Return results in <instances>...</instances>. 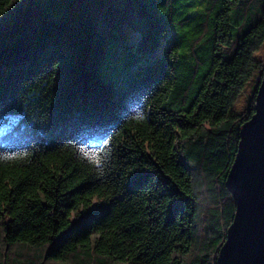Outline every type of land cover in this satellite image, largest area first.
Segmentation results:
<instances>
[{"label": "trees", "instance_id": "16d2710c", "mask_svg": "<svg viewBox=\"0 0 264 264\" xmlns=\"http://www.w3.org/2000/svg\"><path fill=\"white\" fill-rule=\"evenodd\" d=\"M263 42L264 0H0V264H217Z\"/></svg>", "mask_w": 264, "mask_h": 264}, {"label": "water", "instance_id": "95a60500", "mask_svg": "<svg viewBox=\"0 0 264 264\" xmlns=\"http://www.w3.org/2000/svg\"><path fill=\"white\" fill-rule=\"evenodd\" d=\"M240 142L225 185L235 213L217 264H264V75L254 114L240 128Z\"/></svg>", "mask_w": 264, "mask_h": 264}, {"label": "rangeland", "instance_id": "374dc122", "mask_svg": "<svg viewBox=\"0 0 264 264\" xmlns=\"http://www.w3.org/2000/svg\"><path fill=\"white\" fill-rule=\"evenodd\" d=\"M139 41H140V37L138 36V34H131V37L129 39V43L131 45H137L139 43ZM254 56L257 60L264 63V42L261 45V47L257 50V52H255ZM258 80H259V73H254L252 75V77L250 78V80L246 83L243 90L241 91V93L239 94V96L237 97V99L235 101V104L233 106V110L235 112L244 113V111L247 107V104L251 98V94H252L256 84L258 83ZM14 123H16V121ZM14 123H12V124H14ZM0 124H1V122H0ZM5 124H6V126L4 128H7L8 122H5ZM12 124H10V126ZM8 135H10V134H8Z\"/></svg>", "mask_w": 264, "mask_h": 264}]
</instances>
